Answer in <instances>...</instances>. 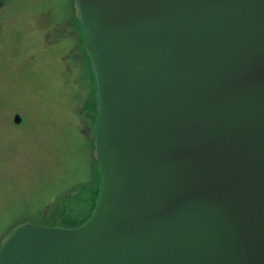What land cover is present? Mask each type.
<instances>
[{
    "label": "water",
    "instance_id": "1",
    "mask_svg": "<svg viewBox=\"0 0 264 264\" xmlns=\"http://www.w3.org/2000/svg\"><path fill=\"white\" fill-rule=\"evenodd\" d=\"M75 3L97 205L18 227L0 264H264V0Z\"/></svg>",
    "mask_w": 264,
    "mask_h": 264
},
{
    "label": "rangeland",
    "instance_id": "2",
    "mask_svg": "<svg viewBox=\"0 0 264 264\" xmlns=\"http://www.w3.org/2000/svg\"><path fill=\"white\" fill-rule=\"evenodd\" d=\"M95 99L75 0H0V246L90 212Z\"/></svg>",
    "mask_w": 264,
    "mask_h": 264
},
{
    "label": "trees",
    "instance_id": "3",
    "mask_svg": "<svg viewBox=\"0 0 264 264\" xmlns=\"http://www.w3.org/2000/svg\"><path fill=\"white\" fill-rule=\"evenodd\" d=\"M95 103H96V99H95V102H94V106H95ZM97 174L99 175L98 172H97ZM97 174L95 173V175H93V176L94 177L95 176L98 177L99 187L98 188H93L91 190V192L93 194H92V197H91L90 203H89L90 204V212L88 213V215L87 216H84V219H81V220L80 219H78V220L76 219V221L74 220V222L73 221L72 222H68V225L60 226V228H64V229H76V228L82 226L83 224H85L91 218L92 213L94 212V210L96 208L97 201H98V198H99V193H100V176H98ZM95 184H96V182H95ZM73 213H76V212H73Z\"/></svg>",
    "mask_w": 264,
    "mask_h": 264
}]
</instances>
